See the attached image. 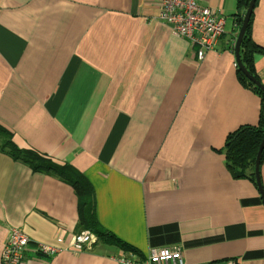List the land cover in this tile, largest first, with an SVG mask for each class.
I'll list each match as a JSON object with an SVG mask.
<instances>
[{"label": "crops", "instance_id": "1", "mask_svg": "<svg viewBox=\"0 0 264 264\" xmlns=\"http://www.w3.org/2000/svg\"><path fill=\"white\" fill-rule=\"evenodd\" d=\"M158 1L0 0V131L23 153L13 159L0 142V252L11 228L57 248H30L25 264H116L117 242L70 250L86 197L98 223L144 257L177 247L186 264H264V204L223 154L260 108L234 64L237 0H196L226 16L201 61L155 20ZM250 19L264 48V0ZM252 56L264 85V54ZM32 157L77 173L94 196L55 167L34 170ZM259 169L264 186V156Z\"/></svg>", "mask_w": 264, "mask_h": 264}, {"label": "built area", "instance_id": "2", "mask_svg": "<svg viewBox=\"0 0 264 264\" xmlns=\"http://www.w3.org/2000/svg\"><path fill=\"white\" fill-rule=\"evenodd\" d=\"M156 19L167 23L174 36L187 38L197 45L196 56L203 60L223 33L225 16L207 4L196 0H160ZM11 239L3 249L0 264H25L23 252L32 245L35 251L49 255L57 251L53 246L33 243L17 230H11ZM95 236L88 230L78 232L70 250L75 253L82 249H90ZM116 264H186L177 247H159L150 250L144 259L135 254L121 251ZM224 264H237L233 258H228Z\"/></svg>", "mask_w": 264, "mask_h": 264}, {"label": "trees", "instance_id": "3", "mask_svg": "<svg viewBox=\"0 0 264 264\" xmlns=\"http://www.w3.org/2000/svg\"><path fill=\"white\" fill-rule=\"evenodd\" d=\"M249 0H237L238 8H239V15H238V22L242 21L243 18V12L247 7ZM250 18L247 23L244 35L242 37L241 43H240V59L242 64L245 66L247 71L255 77L262 85L263 83L260 81L259 77L256 75L254 71V65H253V52L263 53L264 54V48L262 46H259L255 43H253L249 38V28H250ZM237 76L245 87L252 90L260 100V108H259V116H258V122L256 125H249L244 124L237 128L235 131L229 133L226 137L225 144L223 147V154L225 157V166L227 170L230 172L233 178H244L249 179L255 186V176H254V158L255 154L258 148V145L261 141V138L264 134V92L261 90L260 87H258L255 83L249 81L244 74L237 68L236 70ZM264 86V85H263ZM5 135L4 140L2 139V133L0 131V142L1 147L2 145H9L11 144V139L6 136V130H4ZM12 146V144H11ZM13 147V146H12ZM14 150L18 155H15L13 159L17 158H23V153L13 147ZM3 149V148H2ZM4 150V149H3ZM222 153V151H220ZM264 156V148L261 153L260 162ZM34 157L28 159L27 164L32 167L34 170L40 169V170H49L52 167H55L57 170H60V172L76 174L73 171L70 170H64L59 169L55 165H48L46 160L43 158H38L37 160L33 159ZM45 171V172H46ZM70 174V173H69ZM84 179V178H83ZM85 180V179H84ZM86 181V180H85ZM83 186L79 181L73 182V187L76 188L77 194L80 193V191H84ZM86 187L90 188L89 192L93 193L92 186L88 185L86 183ZM81 203H78V211H77V222L76 224H79L80 231L88 230L91 233L94 234L97 240L103 241V242H117L120 246V248L129 254H135L139 257H143L141 259H144L145 257L138 253V250L136 248L130 247L129 245L123 243L116 237H114L108 230L103 228L100 223H98L96 214H95V201L90 200L88 198H83L84 200ZM120 242H119V241ZM122 242V243H121ZM127 245V246H126ZM129 246V247H128ZM72 248V244L70 246ZM85 249L80 250L84 251ZM149 254V253H148Z\"/></svg>", "mask_w": 264, "mask_h": 264}, {"label": "water", "instance_id": "4", "mask_svg": "<svg viewBox=\"0 0 264 264\" xmlns=\"http://www.w3.org/2000/svg\"><path fill=\"white\" fill-rule=\"evenodd\" d=\"M254 4H255V0H249L247 7L244 11L243 18H242L241 24L239 26L238 35L236 36V39H235L234 55H235V61H236V64H237V67L239 68V70L244 74V76L249 81L255 83L264 92V86L257 79H255V77L253 75H251L247 71V69L242 64L241 59H240V43H241L242 37L244 35V32H245L247 23L249 21V18H250L252 9L254 7ZM263 148H264V134H263L261 141L258 145L256 154H255V158H254V165H253V167H254L253 171H254L256 186H257V189L259 191L261 200L264 204V189H263V185H262L261 178H260V172H259L260 157H261V153H262Z\"/></svg>", "mask_w": 264, "mask_h": 264}, {"label": "clouds", "instance_id": "5", "mask_svg": "<svg viewBox=\"0 0 264 264\" xmlns=\"http://www.w3.org/2000/svg\"><path fill=\"white\" fill-rule=\"evenodd\" d=\"M160 1V0H159ZM159 1H158V4H159ZM204 4H206V3H204ZM215 9V8H214ZM215 10H217V9H215ZM217 11H220V10H217ZM158 12H159V8H158ZM222 12V11H221ZM158 14V13H157ZM223 14V13H222ZM224 15V14H223ZM157 16V15H156ZM156 16H155V20H157V21H160L159 19H156ZM225 16V15H224ZM225 20H226V16H225ZM225 20H224V22H225ZM160 22H162V21H160ZM163 23H165V22H163ZM167 24V23H166ZM170 27V26H169ZM170 30H171V27H170ZM223 31H224V27H223ZM171 34H172V31H171ZM223 34V33H222ZM221 34V35H222ZM173 35V34H172ZM220 35V36H221ZM174 36V35H173ZM220 36H219V38H220ZM176 37H180V36H176ZM218 38V39H219ZM236 39V38H235ZM218 41V40H217ZM217 43V42H216ZM216 43L214 44V46L216 45ZM195 44V43H194ZM234 44H235V42L233 43V45H232V47H233V49H234ZM214 46H213V48H214ZM212 48V49H213ZM196 51H197V49H196ZM235 66L237 67V64H236V61H235ZM238 68V67H237ZM259 172H260V169H259ZM263 185V184H262ZM263 189H264V186H263ZM11 228H10V230H9V232H7L6 233V236H5V239H4V244H3V246H2V248H1V252H0V262H1V255H2V252H3V249H4V246H5V244L8 242V241H12V239H11ZM93 234V233H92ZM24 235V234H23ZM94 235V234H93ZM26 236V235H25ZM27 237V236H26ZM28 238V237H27ZM96 238V237H95ZM28 240L29 241H31V242H33V243H37V241H34V240H31L30 238H28ZM97 239H95V241H96ZM94 241V242H95ZM93 242V243H94ZM38 243H41V242H38ZM92 243V244H93ZM42 244H45V243H42ZM46 245H48V244H46ZM30 248H33V250L35 251V248H34V246H32V245H28V248L25 250V251H29V249ZM24 251V252H25ZM24 252H23V255H24ZM36 253H40V252H38V251H35ZM42 254V253H41ZM45 255V254H44ZM22 259H23V256H22ZM24 261V260H23ZM25 263V262H24Z\"/></svg>", "mask_w": 264, "mask_h": 264}, {"label": "rangeland", "instance_id": "6", "mask_svg": "<svg viewBox=\"0 0 264 264\" xmlns=\"http://www.w3.org/2000/svg\"><path fill=\"white\" fill-rule=\"evenodd\" d=\"M245 11V10H244ZM244 14V12H243ZM52 171V174H56V173H59L60 175H62L63 177H67V178H70L73 182H76V181H79L82 185H84L86 187V182L85 180L80 176L78 175L77 173L76 174H73V176H71V174L69 173H64V172H60V170H56L55 171V168L54 169H51Z\"/></svg>", "mask_w": 264, "mask_h": 264}]
</instances>
